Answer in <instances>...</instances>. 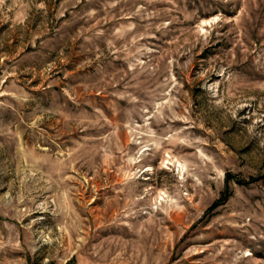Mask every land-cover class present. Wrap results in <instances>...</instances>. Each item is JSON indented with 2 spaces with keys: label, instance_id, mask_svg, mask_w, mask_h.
Masks as SVG:
<instances>
[{
  "label": "rangeland",
  "instance_id": "rangeland-1",
  "mask_svg": "<svg viewBox=\"0 0 264 264\" xmlns=\"http://www.w3.org/2000/svg\"><path fill=\"white\" fill-rule=\"evenodd\" d=\"M0 264H264V0H0Z\"/></svg>",
  "mask_w": 264,
  "mask_h": 264
}]
</instances>
